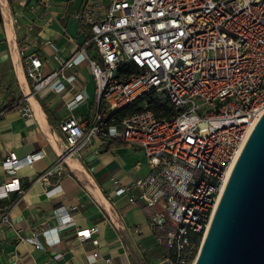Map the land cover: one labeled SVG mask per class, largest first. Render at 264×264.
Wrapping results in <instances>:
<instances>
[{
  "label": "built area",
  "instance_id": "built-area-1",
  "mask_svg": "<svg viewBox=\"0 0 264 264\" xmlns=\"http://www.w3.org/2000/svg\"><path fill=\"white\" fill-rule=\"evenodd\" d=\"M70 17L89 25L91 36L57 69L46 74L40 56L25 55L31 95L65 92L59 125L65 151L57 165L96 138L144 151L147 176L129 186L114 179L112 189L150 209L165 246L162 259L151 264H195L239 154L264 112V0H87ZM84 64L98 97L88 117L76 115L89 96L77 78ZM68 69L73 74L67 76ZM149 93L169 100L172 114L158 116L146 100L142 109L126 112ZM18 104L22 116L32 118L27 99ZM45 155L11 152L2 166L15 174ZM14 191H25L18 177L0 184V202ZM0 213V225L13 227L1 204ZM56 213L64 223L72 220L64 207ZM98 232L93 226L76 234L86 240ZM40 235L26 240L40 248Z\"/></svg>",
  "mask_w": 264,
  "mask_h": 264
},
{
  "label": "crops",
  "instance_id": "crops-1",
  "mask_svg": "<svg viewBox=\"0 0 264 264\" xmlns=\"http://www.w3.org/2000/svg\"><path fill=\"white\" fill-rule=\"evenodd\" d=\"M86 1L0 0V110L4 111L0 184L18 177L25 190L11 192L0 202L13 223V227L0 225V264H151L165 254L158 241L161 231L151 225L150 209L115 195L112 189L114 179L129 186L147 176L144 151L122 142L110 146L111 142L96 138L80 155H70L58 166L65 151L59 128L66 113L65 92L31 95L25 55L40 56L46 74L57 69L90 35L89 25L70 17ZM73 72L68 69L66 75ZM77 78L89 96L76 115L88 117L98 97L87 64ZM21 99L31 105L32 118L22 116ZM42 150L43 159L15 174L2 166L11 152L24 157ZM49 170L52 173L46 175ZM53 188L54 195H46ZM60 207L67 209L70 222L64 223L56 213ZM93 226L99 232L91 239L77 238L79 229ZM36 232H41L40 248L26 240Z\"/></svg>",
  "mask_w": 264,
  "mask_h": 264
},
{
  "label": "water",
  "instance_id": "water-1",
  "mask_svg": "<svg viewBox=\"0 0 264 264\" xmlns=\"http://www.w3.org/2000/svg\"><path fill=\"white\" fill-rule=\"evenodd\" d=\"M195 264H264V112L239 154Z\"/></svg>",
  "mask_w": 264,
  "mask_h": 264
},
{
  "label": "trees",
  "instance_id": "trees-1",
  "mask_svg": "<svg viewBox=\"0 0 264 264\" xmlns=\"http://www.w3.org/2000/svg\"><path fill=\"white\" fill-rule=\"evenodd\" d=\"M2 15H1V9H0V23H2ZM91 34L88 36L90 37ZM146 100L147 103H149L148 107L155 111V113L158 116H169L172 114V106L169 102V100L160 98L158 95L154 93L146 94L144 97L138 99L135 103H133L131 106L126 108L127 113H132L136 110H140L143 108L142 103ZM121 114H125V111L123 110ZM114 143L111 142L109 145L112 146Z\"/></svg>",
  "mask_w": 264,
  "mask_h": 264
}]
</instances>
